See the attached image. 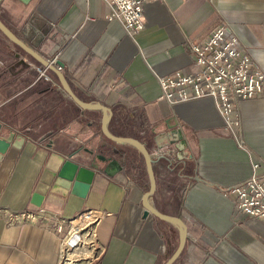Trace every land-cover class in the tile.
I'll return each mask as SVG.
<instances>
[{"label": "crops", "instance_id": "0c3cea01", "mask_svg": "<svg viewBox=\"0 0 264 264\" xmlns=\"http://www.w3.org/2000/svg\"><path fill=\"white\" fill-rule=\"evenodd\" d=\"M109 14L104 0H0V21L53 67L0 31V123L3 135L14 133L0 153V208H44L51 218L9 226L0 217V264H58L67 220L87 208L104 213L95 224L102 253L91 264H164L178 247L176 226L151 213L144 217L148 183L138 160L129 161L131 145L97 131L101 111L81 110L58 71L80 100L111 110L114 136L137 138L151 151L180 126L185 156L154 160L156 190L149 199L157 212L187 226L173 264H264V220L235 211L230 193L251 174L264 173V83L261 93L240 102V123L229 130L210 96L169 104L158 81L195 72L188 43L222 24L234 28L264 72V0L147 3L144 27L135 35ZM52 152L72 154L85 167L95 155L108 160L95 161L89 184L57 178L34 206L31 197ZM5 234L11 244L3 242Z\"/></svg>", "mask_w": 264, "mask_h": 264}, {"label": "built area", "instance_id": "2783aa9c", "mask_svg": "<svg viewBox=\"0 0 264 264\" xmlns=\"http://www.w3.org/2000/svg\"><path fill=\"white\" fill-rule=\"evenodd\" d=\"M104 1L110 8L107 19L118 20L126 34L135 35L144 27L145 4L160 0ZM187 46L194 54L193 61L197 70L193 73L175 72L171 76L158 77L162 93L160 98L173 104L210 96L224 121L225 128L232 130L240 123L236 113L240 102L262 92L264 72L255 67L247 47L241 44L234 28L227 24L217 26L201 42H189ZM179 129L175 128L167 133L166 141L161 140L149 151L154 160L164 156L175 159L178 153L181 154L180 158L185 156V152H181ZM230 193L235 198V211L249 219L264 220V173L251 174L246 180L235 184ZM103 215L104 213L87 208L67 220V231L60 242L58 264H91L92 260L97 259L102 250L95 238V224ZM0 217L9 226L43 220L50 222L51 219L44 208L13 212L0 208ZM75 219L78 222L73 224ZM55 229L62 231L58 223ZM84 248L90 251L89 255H83Z\"/></svg>", "mask_w": 264, "mask_h": 264}, {"label": "water", "instance_id": "95a60500", "mask_svg": "<svg viewBox=\"0 0 264 264\" xmlns=\"http://www.w3.org/2000/svg\"><path fill=\"white\" fill-rule=\"evenodd\" d=\"M17 1L23 4H27L29 0H17ZM0 31L6 38H9L22 51L27 52L30 56H32L38 63L40 62L44 66L53 68L45 59L41 57L39 53L33 51L31 48L25 45L24 42L16 38V36L12 33V31L9 28H7L5 24L2 23L1 21H0ZM57 74H58V79L61 82V85L63 86V89L65 90L66 94L72 98V100L81 110L101 111L100 129L102 135L106 139H109L114 143L116 142L121 144H127L129 146L131 145L142 156L144 168H146L147 178L149 182V187L142 196L144 217H147V215L151 213L160 220H165L178 228L179 231L178 247L173 252L171 257L164 263V264H173L178 259L179 254L182 252L185 246L186 237H187V226H185V224L182 222V220L179 217H174L164 213L161 214L157 212L149 202L150 197L154 194L156 190V182H155L154 168H153L154 159L152 157V154L149 152L146 145L137 138L112 135L108 130V125H109L108 123L111 117V110L101 103L91 104V103L83 102L78 98L77 95L73 93L70 86L68 85V82L65 80L64 76L59 71L57 72ZM4 130L5 127H3L2 124L0 123V153H4L7 150L14 136V133L12 131L9 132L8 136L3 135ZM86 151L89 154H92L91 150L86 149ZM49 155L50 156L44 168L42 169L43 171L39 178L36 191L33 193L31 197V203L34 206H38V207L41 206L43 201L42 200L43 196L47 193V191L52 186L53 182L57 180V178L64 179L70 182L72 180H76L83 182L85 184H89L94 177L95 170H98L97 169L98 165L95 161L105 162L108 160V158L105 157L103 154L95 155L93 161L90 162L85 167L75 163L72 160L73 157L72 154L69 158H66L64 156H61L53 152L50 153ZM180 155L181 154L178 153L177 157H179Z\"/></svg>", "mask_w": 264, "mask_h": 264}, {"label": "rangeland", "instance_id": "374dc122", "mask_svg": "<svg viewBox=\"0 0 264 264\" xmlns=\"http://www.w3.org/2000/svg\"><path fill=\"white\" fill-rule=\"evenodd\" d=\"M100 118V117H99ZM99 122H100V120L96 123V124H98V128H97V131H100L101 129H100V124H99ZM179 128H180V126H179ZM179 131H180V135H181V145H182V142H183V139H182V133H181V128L179 129ZM140 138V137H139ZM141 141V140H140ZM141 142H143V141H141ZM121 144V143H120ZM125 145H127V144H125ZM129 146V145H128ZM183 146H184V144H183ZM183 146H181V147H183ZM185 147V146H184ZM127 149H128V152H129V161L131 162V160L132 161H134L135 159H137L138 160V162H139V167L142 169V176H143V178H145V181L148 183V185H147V188L149 187V182H148V179H147V173H146V169L144 168V163H143V159H142V156L134 149V148H132L131 146L130 147H126ZM185 151V149H182L181 150V152H184Z\"/></svg>", "mask_w": 264, "mask_h": 264}, {"label": "clouds", "instance_id": "9594fccd", "mask_svg": "<svg viewBox=\"0 0 264 264\" xmlns=\"http://www.w3.org/2000/svg\"><path fill=\"white\" fill-rule=\"evenodd\" d=\"M3 242L7 243V244H11V240L7 237V235L5 234V237L2 238ZM9 264H12V262L10 261Z\"/></svg>", "mask_w": 264, "mask_h": 264}, {"label": "bare ground", "instance_id": "6f19581e", "mask_svg": "<svg viewBox=\"0 0 264 264\" xmlns=\"http://www.w3.org/2000/svg\"><path fill=\"white\" fill-rule=\"evenodd\" d=\"M78 221L75 219L74 221H73V224H76ZM66 242V241H65ZM68 242V241H67ZM88 252H89V254H90V251L88 250ZM72 254V252H70L69 253V255H71ZM84 255V254H83ZM85 256V255H84ZM87 256V255H86Z\"/></svg>", "mask_w": 264, "mask_h": 264}]
</instances>
